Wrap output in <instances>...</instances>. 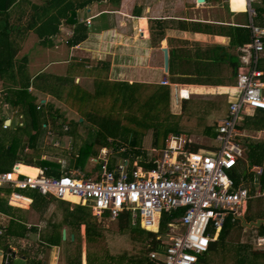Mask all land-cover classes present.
Segmentation results:
<instances>
[{"label":"crops","instance_id":"0c3cea01","mask_svg":"<svg viewBox=\"0 0 264 264\" xmlns=\"http://www.w3.org/2000/svg\"><path fill=\"white\" fill-rule=\"evenodd\" d=\"M223 3L227 5V13L224 11L225 7ZM87 6L92 8L91 10H89L90 7L83 9L88 10V13L81 10L77 11V15H80V18H84V20L91 19L94 21V31L88 30V35H86L84 41L67 47L70 49L67 54H69L71 60L68 61L66 57L67 61L64 65L77 64L82 65L83 68L74 66L59 68L52 62L53 59L51 61L46 59L47 64L43 62L44 60L38 63L37 61L40 58L37 57L39 55L50 58L49 54L51 51L58 53V46L54 45L53 48L39 46L37 38L34 35V40L30 39L31 36H29L25 42L23 41L24 43L22 42L23 45H21V50L16 58L17 61H20L23 57L27 58L28 63L25 70L17 72V68H15L14 77L0 78V106L1 108L4 105L7 106L12 111L11 113L16 114L18 118V121L13 123V118L8 116L6 112L1 111L3 113L0 114V172L11 171L14 165H18L17 170L23 175L35 176L41 171L47 177L58 178L76 170L85 178L95 179L99 176L98 170L101 157L107 159L109 170L115 169L119 163L126 162V170L129 174L135 166H141L144 169L155 166L152 160L158 154L150 157L148 153H151V151L156 153V151L164 148L168 137L172 134L168 135L164 145L158 150H156L157 148H151L148 151L144 148V141L138 140L136 148L144 149L146 157L140 155L135 159L122 156L129 148V142L127 145V142L121 138L116 140V138L107 135L106 145H101L102 140H99L100 136H98V132L101 130L99 126V123L102 121L100 119L101 116L96 114L91 107L96 108L101 106L105 96L108 97V92L98 99L99 103L97 105H95V100L92 97H87L83 102H79L71 97L72 89L66 83V92L64 95L61 94L63 98L57 100L54 98V93L46 91L43 88V84L34 79L45 73L49 77L51 75L58 77L57 74L61 71H65L66 76L63 78L72 79L75 85L79 86L85 94H90V92L87 91V88L83 87H89L92 83L94 86V83L97 81L108 82L110 84L108 86L109 89L113 88V84L118 82L128 83L136 89L152 88L153 91L157 87H164L169 91L168 107H170V112H167V114H170L172 117L179 115L181 110L184 111V103L190 101L192 96H215L213 101H207V103L212 104L213 107L211 108L213 109L210 110L209 114L207 112L208 109L204 110L207 113L206 123L208 121L211 123L206 126L205 132L212 134L214 144L194 143L191 139H186L189 140L187 148L192 152L202 153L204 151H213L217 148V127L220 121L225 118L228 104L235 93L234 87L240 65L239 48L242 46L231 45L230 37L226 36L229 34V31L224 28L239 26L248 29L249 24L247 14L242 10L239 1L231 0V9L228 6V0L226 2L224 0L222 3L219 0H204L201 4L197 0H120L119 3H111L110 0H97L92 1ZM126 6L130 8L128 12L122 9L123 7L126 9ZM94 8L96 11L98 9L95 13ZM175 13L178 14L176 15ZM235 15H245L246 17L238 21L235 20ZM244 19L246 23L243 22ZM143 20H146L145 24L140 23ZM150 22L153 24V31L150 30ZM160 22L163 23L164 27L162 37L158 35L155 29L156 25L158 26ZM82 24L85 25L86 23ZM195 24L200 27L201 30H196L199 32L192 31V27ZM207 30H212L213 34H209L212 32H208ZM87 44L93 48H81V46L84 47ZM163 49L167 50L168 54L167 72L164 69ZM170 52L174 54V63L171 67L172 74L169 72ZM74 56L85 57L86 59L74 60ZM232 63L237 64L236 70ZM263 66L264 51L260 54L259 68L262 69L261 67ZM83 74L85 76L82 78L81 75ZM88 76L90 77L88 78ZM27 77L30 79L28 88H26L27 85L25 86ZM163 79L167 80L170 85H161ZM173 79H175L174 82ZM187 79H191L192 81L187 82ZM49 81L51 82V79ZM179 90L187 91L188 97L179 98ZM18 92L24 93L22 94L24 97L27 96V93L32 95L35 98L32 105L36 107L37 111L43 112L40 116L41 118H38L41 119L40 122L43 123L41 127L44 130H41L40 133H34L32 137H18L14 134L25 126V122L23 121L25 114L22 104L27 97L23 102L9 100L8 98L12 93L17 94ZM112 99H109V113L112 111L111 105L116 107L114 96ZM41 100L43 106L39 103ZM62 100L66 101V104H69L71 100V102L78 106V113L74 112L79 114L76 121H67L63 117H53L58 111L54 106V102ZM215 102H218V105H222L220 106L221 109L225 107V110L219 111L224 115L221 120L218 119V114L215 112L216 109L219 110V108L215 109ZM83 103H85L84 106H82ZM70 105L67 107L73 112L74 109ZM180 106H182V109ZM59 115L61 113H58L56 116ZM101 115L107 116L106 113H101ZM26 120L28 126L33 125L34 119H31V123L29 119ZM85 123L89 124L91 130L90 133L86 132L88 133V139H85L79 129ZM84 128L88 130L86 126ZM240 133L243 135L242 138L248 136L246 133ZM11 136H13V140H11ZM191 144L194 146L190 148ZM86 146H89L90 153L87 156L81 157L80 151L86 148ZM9 148H12L17 158L13 166L9 161L4 162V158L6 157L5 149ZM114 155H121L122 158L116 160L113 158ZM51 160H54L60 167L56 169L50 165H42L43 162H50ZM149 160L152 162H149ZM245 161H247L246 152ZM239 163L244 162L239 161ZM239 169L236 170L237 174H240ZM51 172L54 174H51ZM17 191H23L20 194L18 193L21 196V201L18 203L19 206L9 205V195L13 192L17 193ZM78 207L87 208L91 214L89 205H81L76 197L58 199L54 196H42L33 190L13 189L8 186L1 187L0 264H76L78 262L80 264H88L87 258H91L94 264H105L106 260L92 258L85 252L84 243H87L85 226L80 225L76 227L73 224V214L77 212ZM162 216L160 217L157 233L161 241H167L169 238L168 232L164 235L162 233L159 234ZM177 217L171 218L166 227L168 228V224ZM106 219L110 222H118L119 230L121 226L127 230L138 226L140 230L153 233L156 236V233L142 228L139 219H134L129 212H124L115 220H111L107 213H105L98 220L106 221ZM11 221L16 223L15 228L18 233L16 236L10 234L9 225ZM42 223H45V227L41 225ZM56 226L60 231H57ZM64 231L65 237L63 238ZM53 233L60 235V239L57 240L56 238L57 242L55 245L50 246L46 239H48V235ZM155 238L157 240V236ZM81 239L83 246L82 256L81 253L77 254L78 249L81 248L80 243L78 244L79 246L76 245L77 241L80 242ZM62 240L69 247L76 245L75 249L77 250L70 257L71 259L69 258L65 263L61 254ZM151 241L152 238H149L146 242L147 248L152 246ZM255 243L256 238L254 244H252L254 245V250L264 251V243L258 248L255 247ZM51 248L52 250H50ZM42 249L51 251V257L48 258V262L41 256L40 251ZM159 249L161 248L158 243L155 249L152 250ZM150 252L148 253L149 261L153 263L149 256Z\"/></svg>","mask_w":264,"mask_h":264},{"label":"built area","instance_id":"2783aa9c","mask_svg":"<svg viewBox=\"0 0 264 264\" xmlns=\"http://www.w3.org/2000/svg\"><path fill=\"white\" fill-rule=\"evenodd\" d=\"M245 1L250 38L239 48L235 93L217 127V148L192 152L187 148L188 139L172 134L152 160L155 166L149 169L135 166L129 174L124 162L109 170L107 159L101 157L95 179L85 178L76 170L56 178L41 171L35 176L23 175L14 165L11 171L0 172V188L31 189L58 199L76 197L81 205H89L92 216L98 219L107 213L115 220L129 212L142 228L154 233L162 214L182 209V214L168 224V240L161 241L158 235L161 249L152 250L149 256L154 264H200V256L213 240L208 230L218 233L229 215L242 221L248 202L264 199V165H251L244 175L234 172L239 161L247 163L239 126L246 116L264 110V71L259 68L264 27L254 21L261 0ZM228 6L231 9V0ZM161 85L170 84L163 79ZM178 96L186 98L188 93L179 90ZM250 176L251 187L247 186ZM20 201L16 193L9 195V205L19 206ZM263 243L264 238L256 240L258 247Z\"/></svg>","mask_w":264,"mask_h":264},{"label":"trees","instance_id":"16d2710c","mask_svg":"<svg viewBox=\"0 0 264 264\" xmlns=\"http://www.w3.org/2000/svg\"><path fill=\"white\" fill-rule=\"evenodd\" d=\"M43 1V4L39 3H31V0H0V78L6 77H14L15 71L14 69L17 68V72H22L25 70L26 65L28 63L27 58L23 57L20 61H17V56L21 50L20 43L25 40L29 33H33L37 38V44L42 47H51V41H54V38L57 37L60 33V27L67 24L68 26L73 27V34L67 40V44L69 46H74L79 44L80 42L86 39L87 35V26L86 24L83 25L79 23L76 18L77 11H81L87 7V5L91 4L92 1L97 0H39ZM239 1V4L242 6V10H245V2L244 0H236ZM111 3H119L120 0H110ZM201 4V3H200ZM14 10V11H13ZM256 17L254 21L257 22L258 26L264 27V0H261L260 4L256 6ZM16 13L18 16L17 18H13L12 15ZM25 22H23V18H25ZM140 23H146V20L141 21ZM155 24V22H154ZM256 24V23H255ZM143 25V24H142ZM142 27V26H141ZM144 27V26H143ZM141 29V28H140ZM156 31L158 35L161 37L163 36V23H158L156 25ZM229 31V34L226 35L231 39V45L233 46H240L249 41L250 38V31L244 27L233 26L224 28ZM150 30L153 31V24L150 22ZM201 30L200 27L195 24L192 27V31ZM146 31V30H145ZM142 31L143 33H146ZM208 32H212V30H207ZM199 32V31H196ZM225 32V30H224ZM209 34H213L209 33ZM55 44H52L54 46ZM170 60H169V72L172 74V65L174 63V54L170 52ZM234 69L236 70L237 64L232 63ZM264 71V66L261 67ZM21 74V73H20ZM39 80V76L34 78ZM51 82L57 84V88L60 89L62 85L68 83L71 86L72 92L71 97L75 98L79 102H83L86 99V96L95 100V105L99 103L101 96L108 92L110 96H114L115 104H119L120 111L116 114L106 113V117H102L99 113L100 110L98 107L94 108L93 111L98 114L100 119L102 120L99 123L100 131L98 132V136H100L99 140H102V144L106 145L107 135L111 133V130L115 127L122 130L133 131V135L139 133L140 135L136 134V138L132 136L129 141V148L122 154L124 157L136 158L140 155L142 157H146V151L141 148H136V144L138 140H143L146 130L153 129V139L151 143V148L161 149V146L164 145L167 137L169 134L173 133L171 126H169L168 122L170 119V114H167V107L169 102V91L166 88L157 87L156 90H152L147 98L140 104V88L136 89L134 86L129 85L125 82H118L113 84V88L109 89V83L105 81H97L94 83V87L96 88L92 93H84L81 91L80 87L75 85L74 81L70 78H56L55 76H51ZM50 79H46L48 81ZM14 80V79H10ZM175 79H173L174 82ZM30 79L27 77V85L26 88L29 87ZM183 81V79H182ZM187 82H191V79H187ZM178 83V82H177ZM24 88V89H26ZM110 90V91H108ZM64 90H60L54 94V98L60 100L63 98L61 94H65ZM27 93V92H26ZM27 99L22 104V109L29 119L31 123V119H36L41 116L38 114V111L35 106L32 105V102L35 101V98L30 95L26 94ZM98 100V101H97ZM138 105V109L142 112L141 116L138 117L136 114H128L122 113L123 108L131 109V107ZM163 105V106H162ZM119 106L116 105V108ZM111 109L113 110L114 107L111 105ZM164 107V121H160L159 118H156L160 115L161 109ZM118 109V110H119ZM262 111V112H260ZM264 110H257L254 112L252 116H246L243 119V123L239 126L240 132H260L264 131ZM58 114L55 113L53 117H56ZM1 123V122H0ZM122 124V126H121ZM167 125V126H165ZM129 128V129H128ZM106 133V134H105ZM143 133V134H142ZM162 138V143H159V140ZM136 139V140H135ZM244 145L246 146V159H248L250 165H264V141L256 139L254 137L244 138ZM123 140V139H122ZM125 141V140H124ZM117 145V144H116ZM120 145V144H119ZM118 145V146H119ZM194 145L191 144L190 148ZM197 149V148H196ZM193 149V150H196ZM6 157L4 158V162L9 161L10 164L16 163L17 158L15 157V153L13 152L12 148L5 149ZM90 153L89 146H86L82 151H80L81 157L87 156ZM235 168L234 172L237 174L236 170L240 168V164ZM152 165V164H151ZM154 165V164H153ZM51 174H54L51 172ZM31 190V189H28ZM35 191V190H33ZM20 194V193H19ZM264 200V199H263ZM34 201V200H33ZM262 210V209H261ZM182 209H178L173 213H164L162 216V221L160 224L159 234L163 233L164 227L166 224L176 216H180L182 214ZM73 224L76 227L80 225L85 226V237L87 241L92 242L95 241L96 238L101 236V233L97 230L95 224L90 223V218L92 217L89 210L87 208L78 207L77 212L73 214ZM126 216V215H124ZM257 221H262L258 227H254L256 230L257 237H264V208L263 211L260 212L256 217L253 219L251 215H249L248 207L247 211L244 215L243 220L235 219L232 216H227L222 228L218 233L214 232L211 228L208 230V235L213 237V240H210L207 252L204 254L205 258L210 257L211 264L214 263V257H222L221 261L226 262V258L230 256L233 258L232 264H264V251H257L254 250V245L251 243H237L229 241V237L232 233L236 232L237 229L240 228L242 224H256ZM16 223L14 221L10 222L9 230L10 234H18L16 232ZM126 228L121 226L120 230L123 231ZM127 230V229H126ZM133 231V229L129 230ZM15 232V233H13ZM149 238H152L150 248H147V245L142 243L140 247L141 256L139 257H132L127 256L125 254L120 256H107V261L105 264H153L149 261L148 253L150 250L155 249L158 245V241L156 240V236L153 233L146 232ZM57 234V233H56ZM50 234L48 235V244L50 246L55 245L58 239H60V235ZM136 240L138 239V235L135 233ZM256 237V240H257ZM57 238V240H56ZM148 238V239H149ZM145 238L144 242L148 241ZM140 241H143L139 238ZM255 242V239H253ZM54 242V243H53ZM141 243V242H140ZM256 245V243H255ZM58 246V245H57ZM203 256V255H202ZM202 256H200V261L202 260ZM80 257V256H79ZM204 258V259H205ZM88 264H94L91 261V258H87ZM204 261V260H203ZM201 263V262H200ZM75 264V263H71ZM80 264V262L76 263ZM103 264V263H100Z\"/></svg>","mask_w":264,"mask_h":264},{"label":"rangeland","instance_id":"374dc122","mask_svg":"<svg viewBox=\"0 0 264 264\" xmlns=\"http://www.w3.org/2000/svg\"><path fill=\"white\" fill-rule=\"evenodd\" d=\"M104 1H106V0H104ZM222 1H224V0H219L220 3H222ZM35 2L39 3V4L44 3L43 1H39V0H31V3H35ZM225 2H226V0H225ZM223 4L225 7L224 11L227 13V5L225 3H223ZM88 7H90V6H87L86 9H88ZM91 9L92 8L90 7L89 10H91ZM122 9L124 11H127V12L130 10V8L128 6H126V9L124 7ZM83 11L85 12L86 10H83ZM95 11H96V9L94 8V13H95ZM97 11H98V9H97ZM85 13H88V10ZM179 13H182V12H179ZM77 14H78V12H77ZM77 14H76V18L78 17V22L84 23V24L86 23L87 32H88V30L94 31L93 30V26H94L93 24L95 22L92 21L91 19L90 20L89 19L84 20V18H80V15L78 16ZM175 14L177 15L178 13H175ZM17 16L18 15L16 13H14L12 15V17L15 19L17 18ZM24 17L25 18H23V22H25V19H26V16H24ZM234 17H235V20L240 21L241 19L245 18L246 16L245 15H243V16L242 15H239V16L235 15ZM243 22L246 23V20L244 19ZM255 23L257 24L256 21H255ZM90 31H89V33H90ZM71 34H72V26H68L67 24L61 26L59 35L54 38V41H51V47H50V48L54 47V46H52V44H55L56 46H58V48H57L58 53L51 51L49 54V57L51 59L45 58L44 55H41V56L39 55L37 58H40V60H38L37 62L39 63L41 60H44L43 62L46 63V59H48L50 61L53 59L52 62L55 65H57V67H59V68H69L71 66L83 68L82 65H77V64H70L68 66L67 65L64 66L66 64L67 59H68V61L71 60V58H69V54H67V53H69V50H70L67 48L69 45L66 43V41L71 37ZM87 35H88V33H87ZM29 36H31L30 39H32V40L35 39L34 34L29 33L27 35V37L25 38V40L28 39ZM25 40H24V42H25ZM23 43L21 42L20 45H23ZM29 43H30V41H29ZM89 47H90V49L93 48L89 44H87L84 47L81 46V48H83V49H88ZM67 49H68V51H67ZM76 52H79V51H76ZM56 54H58V55H56ZM66 57H67V59H66ZM54 59H57V60H54ZM77 59L78 60H81V59L85 60L86 58L85 57H82V58L75 57L74 58V60H77ZM57 75H58V77H56V78H60V80H62V78L64 76H66L65 71H61ZM51 76L54 77V75H51ZM84 76H85L84 74L81 75L82 78ZM89 77L90 76H88V78ZM39 78H41V79H39L37 82L42 83L43 88L46 89V91L48 90V92H50V93L56 94L57 92H60V90L62 91L65 88V85H62V87H60V89H58L57 84H54L50 81H48V83H46L47 82L46 79L51 78L46 73L43 75H39ZM70 88H71V86H70ZM83 88H87V91H89L90 93H93L96 86L94 87L93 83H92L91 85H89V87H83ZM152 90H153L152 88L140 89V99H139L140 104L147 98V96L152 92ZM22 94H24V93H19V92L17 94L12 93L10 96H8V98H9V100L23 102L26 97H24V95H22ZM107 96L108 97L105 96V99H104V102L102 103V105L98 106V109L100 110V112H99L100 114L101 113H109V111H108L109 105H110L109 99L110 100H113V99H112V96H109V95H107ZM216 97H218V96H216ZM86 98H87V96H86ZM70 99L72 100V98H70ZM214 99H215V96H209V95H207V96L205 95L203 97L192 96L190 101L184 103V105H185L184 111L181 110L180 114L176 115V117H172L170 115L171 116L169 119L170 122H168V124H169V126H171V129L173 130V133H171V134H174V135L181 134L185 138L191 139L194 143H203V144L213 145L214 142L212 140V134L211 133L207 134L205 132L206 126L210 125L211 123L209 121H208V123H206V121H207L206 114L207 113L204 112V110L208 109L207 112L209 114L210 110L213 109V108H211L213 106H212V104L207 103V101H213ZM71 100L69 101V104H71L70 107L72 109H74L73 112H71L72 110H70L67 107V106H69V104H66L65 103L66 101L62 100L60 102H54V106L58 110V113H61V115L56 116V117H63L67 121H70V120L76 121L78 119V117H79V114H77L78 113V106H76L75 103L71 102ZM39 103L41 104V106H43L42 100L39 101ZM84 105H85V103L82 104V106H84ZM116 105L119 106V104H116ZM209 105H210V107H209ZM215 105H216L215 109L219 108V110L216 109L215 112H216V114H218V119L221 120L224 115L222 113H220L219 111L225 110V107H224V109H223V107L221 109L220 106H222V105H218V102H215ZM91 108L94 109V107H91ZM119 108H120V106L118 108L114 107V109L111 112L113 114H116L118 111H119V113H121ZM180 108L182 109V106H180ZM1 111L6 112L8 114V116H11L13 118L12 119L13 123H16L18 121L17 115L11 113L12 111H10L7 106L4 105V106H2V108L0 106V114L3 113ZM161 111L162 112H160V115L156 118V120H153V121H156V124H157L158 118L160 121H164V119H163L164 118V116H163L164 115V107L161 109ZM74 112H77V113H74ZM167 112L168 113L170 112V107L167 108ZM260 112H262V111H260ZM42 113H43L42 111H38V114H42ZM122 113L136 114L138 117H140L142 114V112L138 109V105L131 107V109L123 108ZM101 116L105 117L103 115H101ZM220 116H221V118H220ZM39 118H41V117H39ZM39 118H36L33 120L34 123L32 126H28V123L26 120L28 118H27V116H25L24 120H23L25 122V126L23 128H20L18 130V132L14 133V134L18 137H22V136L32 137L34 135V133H40L41 130H44V129L41 127L43 125V123L40 122L41 119H39ZM51 119H53V117H51ZM208 120H209V117H208ZM85 126L88 128V130H86L84 128ZM121 126H122V124H121ZM165 126H167V125H165ZM43 127H45V126H43ZM79 129L83 133L85 139H88L87 135H88V133L91 132L89 124L85 123ZM122 129H123L122 127H120V129L115 127L111 130V133L108 135L112 136L113 138H116V140H118L120 138L125 140V142H127V145H128V142L130 141V139L132 138V136L136 138V134L140 135L139 133H136L135 135H133V133H134L133 131H127V130L125 131ZM86 132H88V133H86ZM153 132H154L153 129H150V130L147 129L145 132L144 138H143V141L145 144L144 148L148 151H150V149H151ZM243 133H246L251 138L254 137L256 139L264 141V131H260L257 133L244 131ZM13 136H11V140H13ZM242 139H243V141L247 140V139L245 140L244 138H242ZM159 143H162V138H161V140H159ZM156 150H158V149H156ZM155 154H159V151H156V153L153 151H151V153H148V155L150 157L154 156ZM113 158L116 160H119L122 158V156L121 155H114ZM129 161L131 162L130 159H129ZM42 165H50L51 167L56 168V169L60 167L59 165H57L55 163L54 160L53 161L51 160L50 162H43ZM90 166H92V164H90ZM249 166H251V165H250L248 159H247L246 164L243 163L240 165L239 171L242 173V175H244L246 173ZM247 186H249V187L252 186L251 176L248 177ZM22 192L23 191H17V193H22ZM57 203H59V202L57 201ZM263 208H264V200L262 198L261 199H252L248 202V212H249V215H251L253 219L256 217V215H258L260 212L263 211ZM90 220H91L90 221L91 224H95L97 230L101 233V236L99 238H96L95 241H92V242L87 241V243L86 242L84 243L86 254H88L92 258H98V259H102V260H106V261L108 259L107 256H116L117 257V256H120L123 254H125L127 256H132V257H136V256L140 257L141 256L142 252H140L139 249H140L142 243H143V245L146 244V242H144V240H145V238L148 239L149 236L146 232L140 230V228H138V226L133 229L134 233H136L139 236L138 239L136 240V238H135L136 235L133 232L126 230V229L123 231H120L118 229V227H119L118 222L117 223L116 222H110L108 219H106V221L105 220H98L97 218H94V217H91ZM253 223H255V222H253ZM253 223L245 224V225L241 223L240 228L237 229L236 232H234L230 235L229 241H231V243L237 242V243H251V244L253 243L254 244L253 239H255L257 236H256V230L253 227ZM41 225L45 227V223H42ZM55 228H57V226ZM57 231H60L59 228H57ZM61 232H62V230H61ZM167 232H168V228L165 226L162 234L164 235ZM61 238H62V233H61ZM139 238H141L143 241H140ZM79 243L81 245V248H79L77 251L75 248H76V245L79 246L78 245ZM61 244H62V246H61L62 252L61 251L60 252L64 258V263L67 262L68 259L74 253H76V251H77V254L81 253V256H82V252H83L82 239L80 242L77 241L76 245H73L72 247H69V245L67 246V243L64 240H62ZM255 247L258 248L257 245ZM50 250H52V248ZM50 250L42 249L40 251L42 258L46 259L47 262L49 261L48 258L51 257V251ZM204 258H205V256L203 255L202 260L201 261L199 260V263L201 262L200 264H211L210 257H206L205 259ZM221 259H222V257H220V256L214 257V263L217 262V264H232V262L234 260L233 258H230V256L226 258V262L224 260L221 261Z\"/></svg>","mask_w":264,"mask_h":264},{"label":"water","instance_id":"95a60500","mask_svg":"<svg viewBox=\"0 0 264 264\" xmlns=\"http://www.w3.org/2000/svg\"><path fill=\"white\" fill-rule=\"evenodd\" d=\"M198 3H203L204 0H197ZM163 55H164V69L167 72L168 70V54L167 50L163 49ZM262 221H257L256 224L253 226L258 227L261 224ZM65 237V231L63 232V238Z\"/></svg>","mask_w":264,"mask_h":264},{"label":"clouds","instance_id":"9594fccd","mask_svg":"<svg viewBox=\"0 0 264 264\" xmlns=\"http://www.w3.org/2000/svg\"><path fill=\"white\" fill-rule=\"evenodd\" d=\"M14 193H16V192H14ZM18 196H20L18 193H16ZM21 197V196H20ZM92 217H94V216H92ZM94 218H96V217H94ZM98 219V218H97Z\"/></svg>","mask_w":264,"mask_h":264},{"label":"bare ground","instance_id":"6f19581e","mask_svg":"<svg viewBox=\"0 0 264 264\" xmlns=\"http://www.w3.org/2000/svg\"><path fill=\"white\" fill-rule=\"evenodd\" d=\"M246 2V1H245Z\"/></svg>","mask_w":264,"mask_h":264}]
</instances>
